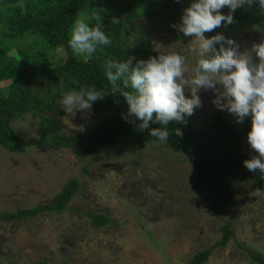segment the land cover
<instances>
[{"label": "rangeland", "instance_id": "rangeland-1", "mask_svg": "<svg viewBox=\"0 0 264 264\" xmlns=\"http://www.w3.org/2000/svg\"><path fill=\"white\" fill-rule=\"evenodd\" d=\"M151 21L135 22L140 34L148 31ZM221 28L223 23L217 29ZM227 32L240 52L264 41V33L258 30ZM150 37L157 55L175 52L186 58L189 68L195 66L192 37H175L162 29ZM54 52L46 50L45 55L57 65L64 52ZM253 60H258L254 54ZM198 94L201 106L185 117L194 126H203L215 112L231 123L237 121L213 104L218 93L201 89ZM56 113L65 136L104 117L67 113L60 103ZM12 124L27 147L24 154L0 149V215L50 203L69 179L76 180L80 190L58 215L0 220V264H191L194 255L220 240L226 225L230 241L216 248L204 264H255L246 249L264 256V193L251 187L264 175L258 169L249 179L251 184L233 183L235 210L220 206L209 213L202 207L205 192L196 193L190 187L193 169L166 144H153L142 151L124 150L116 144L81 158L68 149L35 147L40 130L38 122L29 117ZM242 151L258 155L247 137ZM86 214L102 215L109 225L94 228Z\"/></svg>", "mask_w": 264, "mask_h": 264}, {"label": "trees", "instance_id": "trees-1", "mask_svg": "<svg viewBox=\"0 0 264 264\" xmlns=\"http://www.w3.org/2000/svg\"><path fill=\"white\" fill-rule=\"evenodd\" d=\"M190 3L191 0H0V83L4 84V88H0V149L11 154L25 153L27 143L14 132L12 123L26 117L39 125L40 136L35 147L68 149L81 158L116 144L124 150L142 151L160 143L149 135L148 130L138 129V120L123 118L128 105L119 92H110L105 63L133 56L135 64L136 60L157 56L151 34L162 29L172 36L182 37V33L171 25L180 22L183 10ZM220 11L228 14L229 9L225 6ZM97 17L102 20L111 46H98L91 58L77 55L68 47L73 22L84 19L94 25L101 22ZM142 18L152 20L144 34H140L135 24ZM228 30L264 33V11L257 3L246 4L235 10L232 24L206 32L205 36L220 33L231 38ZM58 49L64 52V57L59 64L52 65L45 51L56 52ZM81 85H94L109 92L94 102L88 111L104 117L96 123L86 124L83 131L62 135L56 113L60 97L63 92ZM185 119L186 123L169 122L166 145L183 155L193 169L190 187L196 193L205 192L202 199L205 211L214 213L220 206L235 210L233 183L249 184L250 177L256 172L249 171L243 164L252 157L242 151L251 125L248 117L242 122L231 123L222 113L215 112L201 127ZM149 127L160 125L150 122ZM177 128L181 130V136L175 134ZM251 187L264 193V175L255 179ZM79 190L76 180L69 179L50 203L3 213L0 220L17 222L42 214L58 215L66 210ZM86 216L94 228L109 225L102 215ZM230 239L231 231L226 225L220 240L194 255L190 263H206L212 252L227 245ZM245 251L253 263L264 264L262 254L250 249Z\"/></svg>", "mask_w": 264, "mask_h": 264}, {"label": "clouds", "instance_id": "clouds-1", "mask_svg": "<svg viewBox=\"0 0 264 264\" xmlns=\"http://www.w3.org/2000/svg\"><path fill=\"white\" fill-rule=\"evenodd\" d=\"M253 3L264 11V0H191L180 22L171 26L183 36L192 37V51L197 57L194 67L189 68L186 58L175 52L139 59L135 64L133 56L107 61L105 76L110 92H119L128 105L123 118H135L140 131L148 130L156 141L167 144L169 122L186 123L185 117L201 106L200 90L210 89L218 93L213 104L234 115L238 123L250 117L247 142L258 155L243 164L249 171L258 169L264 173V41L240 52L231 38L220 33L205 36L222 22L232 24L235 10ZM225 6L228 14L220 11ZM103 28L102 20L94 25L84 19L75 20L68 47L77 55L91 58L98 46L112 44ZM107 93L94 85H81L63 92L59 103L67 113L88 112ZM150 122L160 127L150 128ZM175 134L181 136L182 132L177 128Z\"/></svg>", "mask_w": 264, "mask_h": 264}]
</instances>
